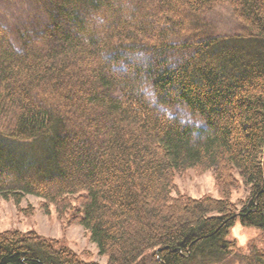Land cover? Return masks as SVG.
<instances>
[{
    "label": "trees",
    "instance_id": "1",
    "mask_svg": "<svg viewBox=\"0 0 264 264\" xmlns=\"http://www.w3.org/2000/svg\"><path fill=\"white\" fill-rule=\"evenodd\" d=\"M29 1L18 47L0 25L1 199L71 216L104 264H222L236 220L264 232V0ZM224 4L241 30L197 37L192 16ZM186 170L223 198L172 196ZM57 245L4 232L0 264H95Z\"/></svg>",
    "mask_w": 264,
    "mask_h": 264
},
{
    "label": "rangeland",
    "instance_id": "2",
    "mask_svg": "<svg viewBox=\"0 0 264 264\" xmlns=\"http://www.w3.org/2000/svg\"><path fill=\"white\" fill-rule=\"evenodd\" d=\"M29 0H0V25L3 26L15 44L17 42L16 33L22 25L28 27L37 21V26L41 22L39 13ZM193 17V31L201 38L213 35L237 34L240 24L231 14L227 4L220 5L211 11H203L198 16ZM33 23V25H35ZM194 35H188L191 37ZM182 39V35L178 39ZM193 38V37H192ZM177 40V41H183ZM174 112L171 111L173 115ZM178 115V111L175 112ZM181 119L188 123H193L188 113L181 112ZM212 171L199 172L186 170L183 173L175 174L173 185L175 189L172 196L182 195L192 199L210 197L213 199L223 198L217 184H215ZM238 186L230 193L229 201L237 207L244 202L249 188L242 181H238ZM4 232H20L22 234L34 232L41 238L48 241H55L60 248L70 250L78 256L80 261L86 263L104 264L106 258L98 255L95 244L89 239V234L73 220L69 215L58 216L53 205H46L42 200L26 196L20 203L0 198V234ZM229 241L236 243V256L222 264H242L241 257L245 256L248 247L264 249V232L258 228L243 227L239 220H236L229 229L227 237Z\"/></svg>",
    "mask_w": 264,
    "mask_h": 264
}]
</instances>
